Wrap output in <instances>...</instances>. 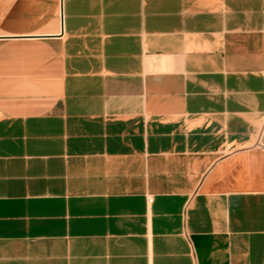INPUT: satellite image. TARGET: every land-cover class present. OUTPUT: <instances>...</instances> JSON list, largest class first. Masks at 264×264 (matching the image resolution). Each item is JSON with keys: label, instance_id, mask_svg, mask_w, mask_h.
<instances>
[{"label": "crops", "instance_id": "obj_1", "mask_svg": "<svg viewBox=\"0 0 264 264\" xmlns=\"http://www.w3.org/2000/svg\"><path fill=\"white\" fill-rule=\"evenodd\" d=\"M0 264H264V0H0Z\"/></svg>", "mask_w": 264, "mask_h": 264}, {"label": "built area", "instance_id": "obj_2", "mask_svg": "<svg viewBox=\"0 0 264 264\" xmlns=\"http://www.w3.org/2000/svg\"><path fill=\"white\" fill-rule=\"evenodd\" d=\"M152 200H153L152 196H148V201L152 202Z\"/></svg>", "mask_w": 264, "mask_h": 264}]
</instances>
